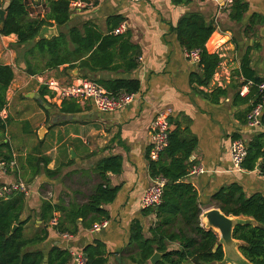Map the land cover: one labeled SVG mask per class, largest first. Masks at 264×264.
Masks as SVG:
<instances>
[{
	"label": "crops",
	"instance_id": "0c3cea01",
	"mask_svg": "<svg viewBox=\"0 0 264 264\" xmlns=\"http://www.w3.org/2000/svg\"><path fill=\"white\" fill-rule=\"evenodd\" d=\"M242 1L246 8L239 20L232 18L234 1L231 4L203 0L72 1L69 20L61 26L49 25L56 29L52 36L67 33L70 28L81 27L87 21L105 34L107 18L119 15L123 18L119 24L126 26L120 34L128 36L139 49L136 68L130 71L101 70L90 75L94 79L124 77L139 80L140 89L135 93V99L127 106L109 112L97 111L91 102L77 100L80 112H59L62 100L55 91L47 87L53 95L46 94L41 98L39 87L49 80L59 83L55 74L52 77L46 75L54 70L60 71L57 75L67 77L69 70H73L76 77L72 82L83 79L78 77L77 68L64 72L63 66H59L30 75L25 71L24 52L32 42L18 44L15 34H0L1 42L5 39L12 42L11 48L0 53V64H8L13 70V79L6 92L7 103L0 111V118L6 125L5 134L13 133L10 137L14 135L17 143L21 139L31 143V151L20 165L23 170L30 171L29 183L17 179L19 169L13 158L12 165L8 166L10 169L0 173V185L22 182L28 186L30 193L26 197L24 215H31V220L27 225L39 228L36 214L41 199L61 200L66 204L74 202L68 186L70 179H64L68 173L76 176L89 173L91 194L100 181L94 171L97 161L110 155H119L122 160L119 173H106L109 187L117 188L114 199L102 204L107 213L103 219L107 222L106 227L93 231L94 223L89 229L80 228L76 235L66 240L53 229V225H48L49 234L41 244L43 247L58 245L81 251L86 244L98 240L110 253L105 264H136L128 258L133 251L129 245L131 226L138 222L148 236L147 228L155 221L153 214L143 215L140 199L151 182L146 157L151 141V123L163 109L170 112L171 131L177 128L183 137L195 139V147L187 160L190 170L183 180L196 189L201 213L215 207L210 202L211 195L231 183L240 185L246 196L254 193L264 196V174L259 167H263V156L256 160L254 169L238 171L232 168L229 154L231 142L237 138L246 146L257 141L264 151V102L259 98L255 82V78L264 80V0ZM32 2L35 1L28 0L30 16L42 17L46 8L42 12H33ZM186 16L196 17L202 30L208 24L214 27L205 47L208 52L218 54L220 61L207 84L196 81L195 76L202 73L201 68L186 57L185 46L178 39L176 27ZM111 33L114 34L113 30ZM115 62L122 63L117 58ZM29 85L35 88L27 89ZM256 104L262 105L261 121L250 126L246 115ZM85 116L89 119L90 129L86 122L83 125L78 122ZM41 127L46 129L39 135ZM29 154L47 156L50 159L47 168L57 170V173L48 176L41 170L32 178L27 164ZM84 154H89L86 160ZM194 167H200L202 172L191 173ZM74 191L79 194L78 189ZM59 215L54 212L56 218ZM235 217L255 223L251 217ZM199 220L205 227L200 216Z\"/></svg>",
	"mask_w": 264,
	"mask_h": 264
},
{
	"label": "trees",
	"instance_id": "16d2710c",
	"mask_svg": "<svg viewBox=\"0 0 264 264\" xmlns=\"http://www.w3.org/2000/svg\"><path fill=\"white\" fill-rule=\"evenodd\" d=\"M40 1L35 2L38 4ZM72 1L75 0H44L46 11L42 17L35 18L29 14L28 0H0V12L3 10L5 13L3 17L0 13V34H15L18 44L32 42L24 52L25 71L30 75L59 66H63L64 72L77 68L78 77L95 80L109 92L137 93L140 89L138 79H94L90 76L95 71H130L137 67L140 55L138 47L130 42L128 36L111 33L123 20L122 16L112 15L107 18L105 34L87 21L81 27L70 28L67 33L59 32L51 38H37L43 26H61L69 20ZM233 1L235 9L232 18L239 20L246 6L242 0ZM204 27L202 30L194 16L181 18L176 27L181 45L186 50H199L197 66H200L202 73L196 74L195 78L200 84L210 81L220 61L218 54L208 52L205 47L214 27L210 24ZM116 58L122 63H116ZM12 79V67L0 64V111L6 106V92ZM261 81L264 80L255 78L256 83ZM38 94L42 98L46 94L52 96L53 92L46 85H41ZM58 110L64 114H74L80 112L81 107L74 99L66 98ZM5 127L4 120L0 118V132H4ZM194 147L195 139L183 137L176 128L169 131L168 145L157 160H150L147 150L150 177L161 175L165 183L160 202L142 209L144 216H155V221L147 228L148 236H145L138 222L131 226L129 245L133 251L128 258L133 263L149 264L148 260L155 251L161 254L155 264H220L223 260L222 246L214 247L219 241L218 233L200 225L198 193L190 182L183 180L189 173L187 160ZM261 156L264 161L261 143H248L243 168L254 169L256 160ZM12 159L9 142L0 140V161L9 163ZM49 161L47 156L29 154L27 164L31 169V177L41 170L48 176L55 175L57 170L47 168ZM121 163L119 155L106 156L97 161L94 171L100 181L83 203L66 204L61 200L52 202L50 199H41L36 214L40 226L30 237L24 233L31 220V215H24L26 197L21 192H14L6 198H0V264H69L72 255L68 248L58 245L46 248L41 245L48 237L47 227L54 212L60 213L56 225L52 226L59 234L66 232L76 235L80 228L89 229L94 223L105 219L107 213L102 204L111 202L117 192L116 187H109L106 173H119ZM210 202L225 215H243L254 220L255 223L235 225L233 238L239 242L238 250L248 262L264 264V196L260 193L246 196L240 185L231 183L215 191ZM14 225L16 228L11 231ZM81 251L87 258L86 264H105L110 254L104 243L98 240L86 244Z\"/></svg>",
	"mask_w": 264,
	"mask_h": 264
},
{
	"label": "built area",
	"instance_id": "2783aa9c",
	"mask_svg": "<svg viewBox=\"0 0 264 264\" xmlns=\"http://www.w3.org/2000/svg\"><path fill=\"white\" fill-rule=\"evenodd\" d=\"M132 2L147 1V0H131ZM214 1L223 4H231L233 0H203ZM126 26L124 23L119 24L113 29L114 34H120L124 32ZM186 57L192 62H198L199 50L191 49L186 50ZM140 58V57H139ZM49 89L55 91L57 97L60 100L71 98L78 102L89 101L93 104L95 109L100 112H109L121 109L130 104L135 99L134 92L117 91L109 92L95 81L84 78L72 82L68 86H61L57 81L49 80L46 82ZM259 97L264 102V81L256 84ZM262 105L256 104L246 115L247 123L250 126H255L261 121ZM169 110H160L153 118L151 123V141L148 149V157L150 160H157L159 154L168 145V134L170 131L169 123ZM247 146L242 139H234L231 142L229 154L232 168L234 170H243V161L246 157ZM12 162L6 163L0 161V173L6 171ZM264 174V164L261 169ZM202 172L200 167H194L191 169V173ZM165 183V178L161 175L151 178L150 184L145 188L142 193L140 204L143 208H148L157 205L161 200L162 190ZM29 188L22 182L8 183L0 185V198H6L14 192H21L25 197L29 195ZM57 219L54 216L50 220V225H56ZM106 220H102L95 223L92 227L93 231H99L106 227ZM59 234V233H58ZM62 238L70 240L72 235L69 233H60ZM69 252L72 255V264H86L87 258L82 251H75L70 248Z\"/></svg>",
	"mask_w": 264,
	"mask_h": 264
},
{
	"label": "rangeland",
	"instance_id": "374dc122",
	"mask_svg": "<svg viewBox=\"0 0 264 264\" xmlns=\"http://www.w3.org/2000/svg\"><path fill=\"white\" fill-rule=\"evenodd\" d=\"M34 1H36V0H34ZM40 2H41L40 4H34L35 2L31 3L33 5V7H31L33 12H42L44 7L46 8L44 0H42ZM33 15H35V14L33 13ZM11 45H12V42H10L8 39H5L4 42L0 41V53L1 52L5 53L7 48H9V47L11 48ZM16 51H18V50H16ZM56 71L57 70L47 72L46 75H48V77H52L55 74V76L57 77V79L59 81V84L61 86H68L69 84L72 83L73 79H75V77H76V74H75V72L73 70H69V72H68L69 76L68 77L66 75H57L58 73H60V71L59 70L57 72ZM26 88L27 89H34L35 86L34 85H29ZM83 106H85V105H83ZM81 119H83L84 121H81ZM81 119H78V122H80L81 125H83L82 124L83 122H86L85 125L87 124L86 126L88 127V129H90V122L88 121L89 119L86 116L85 117H81ZM11 134H13V133L10 132L9 134H5V131L4 132H0V140H2L4 138L3 140L7 139L9 141L12 158L15 159L16 167H18V169H19V176L17 177V179L22 180V181H24L26 183H29L28 179H29L30 171H28L26 168L23 170L20 167V165L24 162L25 155L28 154L31 151L30 150L31 143L27 144L28 142L24 141L23 139H21L17 143L15 141L14 135H12L10 137ZM87 142H88L87 144L90 145V140H88ZM86 155L87 154L83 155V158L85 160L87 159V156L89 154L87 156ZM66 158H67V156H66ZM62 161L64 163L65 159L62 160ZM85 166H87V165H85ZM61 167L62 166L60 165L59 169H61ZM67 177L70 179V183L68 184V186L70 187V193H71V196L73 197L72 198L73 201L75 203H79L81 201H84L86 199L87 195L90 193V176H89V173L88 174L83 173V174L78 175V176H76V174H74V173H68L64 177V179H66ZM78 183H79V185H78ZM43 187L45 188V185ZM74 189H78L79 190V194H76ZM43 194L45 196H47V193L43 192ZM37 229H38V227H35L33 225L32 226H28L27 230H24V233H25L26 236L30 237V236H32L35 233V231Z\"/></svg>",
	"mask_w": 264,
	"mask_h": 264
},
{
	"label": "water",
	"instance_id": "95a60500",
	"mask_svg": "<svg viewBox=\"0 0 264 264\" xmlns=\"http://www.w3.org/2000/svg\"><path fill=\"white\" fill-rule=\"evenodd\" d=\"M1 17L4 16V11L1 12ZM55 27L43 26L37 38H51L56 32ZM45 127H41L38 131L39 135L45 130ZM74 153L71 152V157ZM200 218L204 221V226L208 229H212L218 233L219 241L215 244V248L218 245L222 246L224 257L220 264H251L248 262L238 250L239 242L233 238V228L237 224L247 223L248 220L240 219L235 216L225 215L219 208L211 207L203 211ZM16 225L12 227L11 231H14ZM161 258V254L155 251L149 258L150 264H155Z\"/></svg>",
	"mask_w": 264,
	"mask_h": 264
}]
</instances>
